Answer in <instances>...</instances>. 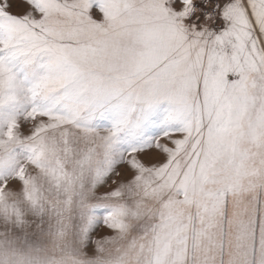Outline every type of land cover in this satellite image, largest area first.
I'll use <instances>...</instances> for the list:
<instances>
[{
    "label": "snow or ice",
    "instance_id": "1",
    "mask_svg": "<svg viewBox=\"0 0 264 264\" xmlns=\"http://www.w3.org/2000/svg\"><path fill=\"white\" fill-rule=\"evenodd\" d=\"M0 264H264V0H0Z\"/></svg>",
    "mask_w": 264,
    "mask_h": 264
}]
</instances>
